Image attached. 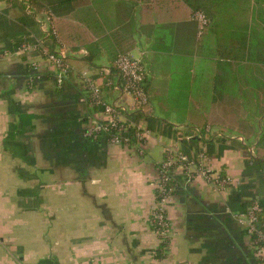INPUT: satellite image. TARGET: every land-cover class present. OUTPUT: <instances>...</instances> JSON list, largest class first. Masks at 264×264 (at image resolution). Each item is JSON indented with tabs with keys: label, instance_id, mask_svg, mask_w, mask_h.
<instances>
[{
	"label": "crops",
	"instance_id": "0c3cea01",
	"mask_svg": "<svg viewBox=\"0 0 264 264\" xmlns=\"http://www.w3.org/2000/svg\"><path fill=\"white\" fill-rule=\"evenodd\" d=\"M34 4L53 13L51 49L112 82L101 85L105 100L132 98L100 71L120 52L142 60L151 135L143 146L86 137L99 109L77 77L58 87L37 52L10 54L6 24L18 29L26 13L0 0V264H264L232 206L243 183L262 188L264 200V172L250 173L264 161V0ZM199 10L209 20L203 29ZM172 146L204 154L213 174L234 184L224 190L197 176L181 187L168 206L164 251L151 217Z\"/></svg>",
	"mask_w": 264,
	"mask_h": 264
},
{
	"label": "built area",
	"instance_id": "2783aa9c",
	"mask_svg": "<svg viewBox=\"0 0 264 264\" xmlns=\"http://www.w3.org/2000/svg\"><path fill=\"white\" fill-rule=\"evenodd\" d=\"M7 5L12 3L23 7L30 15L40 31L39 38L34 42H25L10 54L19 55L24 52H37L49 68L53 71L54 81L58 87L62 86L71 76L78 78V82L87 92V102L90 107L99 109L100 116L89 123L84 135L90 139H103L106 143L122 146H143L151 135V129L143 120L135 121L130 118L137 111L145 112L150 103V95L145 87L146 69L142 60L131 52L117 54L113 65L104 67L99 74L116 75L115 87L121 94L130 95L132 101L117 99L105 100L101 85L111 86L112 82L106 78L104 82L95 77L89 70L72 67L67 62L64 49H51L45 42L49 37L56 38L54 16L50 9L37 10L34 0H3ZM194 17L203 29L208 24V17L199 10ZM32 69L37 70L36 60L30 62ZM197 176H202L216 186L229 190L234 181L221 175H214L208 166L204 154L197 158L186 155L178 146L165 149V159L159 167V180L157 182V203L151 217V223L161 241L162 249L166 251L170 246L172 224L168 217V206L174 195L183 187L190 185ZM262 208L254 203L245 214L236 215L238 223L246 230L251 238L257 257L264 262V231L260 227V214ZM154 264H160L158 260Z\"/></svg>",
	"mask_w": 264,
	"mask_h": 264
},
{
	"label": "trees",
	"instance_id": "16d2710c",
	"mask_svg": "<svg viewBox=\"0 0 264 264\" xmlns=\"http://www.w3.org/2000/svg\"><path fill=\"white\" fill-rule=\"evenodd\" d=\"M16 3H12L11 6H14ZM27 17V18H26ZM29 19V20H28ZM17 22L20 23V25L17 26L16 25H9L6 24V35L5 37H7V41L10 45V51H14L17 47H19L22 43L25 42H34V34L35 36H39L40 32L37 30V27L35 26L33 19L30 16H27V14L22 17H19L17 19ZM33 34V36H32ZM51 38V41L54 42V38ZM48 38V39H49ZM47 39V40H48ZM47 42V41H46ZM51 48V47H50ZM130 118H132L135 121H141V120H149V117H146L141 111H137L135 113H132L130 115ZM150 123H152V119L150 120ZM149 128L151 129V124H149ZM264 137V136H263ZM262 146H264V143L261 144ZM249 166V165H248ZM254 169H256L255 171H258V169H261L264 172V161L262 160H254L253 161V166L250 170V173L254 172ZM260 181H262V183L264 184V174L262 176V178ZM252 185L251 183L247 184H242L238 189L233 190V200H232V206L234 208V205L238 204V211L237 215L240 214H245L247 213V210L254 204V203H258L259 206L262 208V212L260 214V227L261 229L264 231V200L260 201L258 199L259 195H262L261 190L262 188H260L261 190L257 191V192H249V189H252ZM263 192V191H262ZM259 193V194H258ZM248 197L249 201H241V198H245ZM39 264H52L51 262H40Z\"/></svg>",
	"mask_w": 264,
	"mask_h": 264
},
{
	"label": "rangeland",
	"instance_id": "374dc122",
	"mask_svg": "<svg viewBox=\"0 0 264 264\" xmlns=\"http://www.w3.org/2000/svg\"><path fill=\"white\" fill-rule=\"evenodd\" d=\"M37 38H39L40 37V35L39 36H36ZM54 40H56V39H54ZM51 38H49L48 40H47V42H45L48 46L51 44ZM50 47V46H49ZM135 56V55H134Z\"/></svg>",
	"mask_w": 264,
	"mask_h": 264
}]
</instances>
